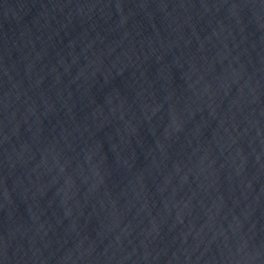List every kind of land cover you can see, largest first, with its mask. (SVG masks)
<instances>
[{"label":"water","instance_id":"obj_1","mask_svg":"<svg viewBox=\"0 0 264 264\" xmlns=\"http://www.w3.org/2000/svg\"><path fill=\"white\" fill-rule=\"evenodd\" d=\"M0 264H264V0H0Z\"/></svg>","mask_w":264,"mask_h":264}]
</instances>
